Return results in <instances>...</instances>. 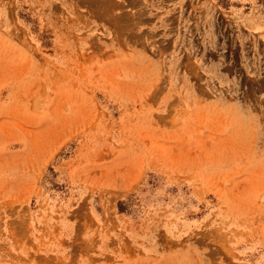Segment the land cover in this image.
<instances>
[{"label":"rangeland","instance_id":"1","mask_svg":"<svg viewBox=\"0 0 264 264\" xmlns=\"http://www.w3.org/2000/svg\"><path fill=\"white\" fill-rule=\"evenodd\" d=\"M0 264H264V0H0Z\"/></svg>","mask_w":264,"mask_h":264}]
</instances>
